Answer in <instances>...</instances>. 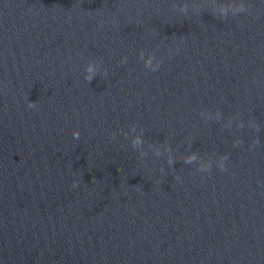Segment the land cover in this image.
Here are the masks:
<instances>
[{
    "label": "water",
    "instance_id": "water-1",
    "mask_svg": "<svg viewBox=\"0 0 264 264\" xmlns=\"http://www.w3.org/2000/svg\"><path fill=\"white\" fill-rule=\"evenodd\" d=\"M0 264H264V0H0Z\"/></svg>",
    "mask_w": 264,
    "mask_h": 264
}]
</instances>
